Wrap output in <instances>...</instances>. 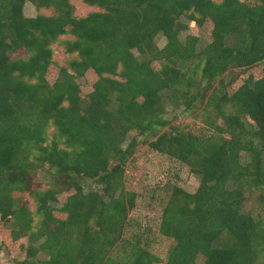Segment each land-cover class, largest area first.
<instances>
[{"label":"trees","instance_id":"obj_1","mask_svg":"<svg viewBox=\"0 0 264 264\" xmlns=\"http://www.w3.org/2000/svg\"><path fill=\"white\" fill-rule=\"evenodd\" d=\"M27 1L54 13L26 16ZM82 1L98 10L76 17L69 0H0V222L28 237L21 264H197L199 255L202 264H264V221L242 209L247 190L264 200V0ZM182 16L210 22L211 40H181ZM64 34L72 57L49 82L52 44ZM230 70L233 79L214 84ZM163 93L180 114L209 113L214 132L168 118ZM139 143L199 180L194 192L166 184L165 258L141 232L125 235L136 193L124 171ZM40 168L53 176L46 188L34 185ZM85 179L96 187L85 190Z\"/></svg>","mask_w":264,"mask_h":264},{"label":"rangeland","instance_id":"obj_2","mask_svg":"<svg viewBox=\"0 0 264 264\" xmlns=\"http://www.w3.org/2000/svg\"><path fill=\"white\" fill-rule=\"evenodd\" d=\"M73 6V14L76 17L84 16L91 11L98 10V7L89 5L82 0H69ZM220 1V0H214ZM23 13L26 16H35L37 14L51 15L54 13L52 8H36L35 5L27 1L23 7ZM181 21L186 24V28L180 32L179 36L181 40L188 35H194L198 38V46H203L211 40V28L210 22H205L201 26H198L192 20H189L186 16L181 17ZM70 34H64L59 37V40L52 44L53 48V60L54 63L50 67L48 80L53 82L57 70L60 65H65L66 62L72 57L64 51L61 41L66 39H72ZM156 45L161 48L166 39L163 35L159 34L155 38ZM134 53L139 56V53L134 50ZM23 52L13 54L10 53V58H15L16 55H22ZM155 68H159V63H153ZM252 68L250 70H256ZM236 72L230 70L222 75L214 84L217 85L220 79H223L225 84L230 79L235 77ZM247 74V73H246ZM242 79L232 82V87L238 84ZM93 82L91 74L86 75L79 80L82 87L83 99L87 92L90 90V85ZM230 88V86H229ZM163 100L166 105V116L172 119L175 123L181 125H193L203 126L207 129V133H213V127L208 123L206 119L209 113L203 110L188 112L187 114H180L179 110L172 109V106L168 103L163 93ZM176 115L177 117H175ZM215 114H212L210 118L217 120ZM172 121V122H173ZM242 162L248 161V154L241 152ZM53 176L49 174L46 168L38 169L34 177V185L40 188H46L51 184ZM171 185H178L188 192H194L199 184L198 177L191 172L188 165L180 163L173 159H170L167 155L157 152L151 149L147 144L139 143L136 147L135 153L128 161L124 171V185L127 190L136 193L135 205L128 212V224L125 229V235H131L135 232H141L144 234L143 242L145 246L160 258H165L169 246L172 244V239L162 235L159 232V224L162 213V208L168 200L169 187ZM85 190L95 188L96 184L89 179L83 181ZM15 196H20L22 201L31 209L35 208V203L32 197L26 193H14ZM66 196V194H64ZM261 190H247L245 192V200L243 203V211L251 213L257 218H261L264 221V200L261 198ZM64 199V196H60V201ZM59 205V204H58ZM13 222L7 223L0 222V264H21L22 260L26 258V250L30 246L27 236L19 238L14 237ZM37 242H35L36 244ZM117 253V250L115 251ZM38 257L45 258V254L39 253ZM203 256L197 257V264L203 263Z\"/></svg>","mask_w":264,"mask_h":264}]
</instances>
